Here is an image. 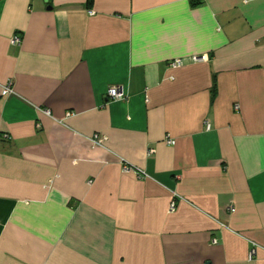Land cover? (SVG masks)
Segmentation results:
<instances>
[{
	"label": "crops",
	"instance_id": "0c3cea01",
	"mask_svg": "<svg viewBox=\"0 0 264 264\" xmlns=\"http://www.w3.org/2000/svg\"><path fill=\"white\" fill-rule=\"evenodd\" d=\"M0 264H264V0H0Z\"/></svg>",
	"mask_w": 264,
	"mask_h": 264
},
{
	"label": "built area",
	"instance_id": "2783aa9c",
	"mask_svg": "<svg viewBox=\"0 0 264 264\" xmlns=\"http://www.w3.org/2000/svg\"><path fill=\"white\" fill-rule=\"evenodd\" d=\"M191 1H195V0H191ZM90 14H92V13L90 12ZM19 41H20L19 37L15 36L13 39H11V44L17 45V44H19ZM189 60L192 62H197L199 60H203V58L192 57ZM184 64H185L184 60L176 59V60L169 62L167 66L169 68L176 69V68L182 67ZM10 85L11 84L9 83L8 85L3 87V89H2V95L3 96L10 95L12 93ZM106 94H107V98L111 101L124 100L127 98L126 94L124 93L123 89L120 86L109 87ZM44 113L48 114L47 111H44ZM103 140H105V137L99 136V135H94L93 137L90 138V142L92 143L93 146H102ZM164 142L167 145H174L175 144V141L173 139L169 138L168 136H166L164 138ZM122 169L125 172H132L133 174L137 175L138 177H147V175L145 174V172L143 170L138 169L136 167H132L130 165L123 164ZM174 208H175V204H174V202H172L169 206V211L172 212L174 210ZM254 255H255V249L252 248L250 250L249 256H248L249 260H252L254 258Z\"/></svg>",
	"mask_w": 264,
	"mask_h": 264
}]
</instances>
